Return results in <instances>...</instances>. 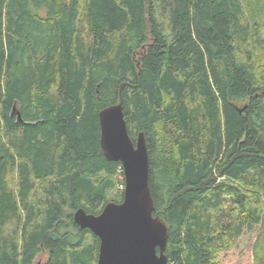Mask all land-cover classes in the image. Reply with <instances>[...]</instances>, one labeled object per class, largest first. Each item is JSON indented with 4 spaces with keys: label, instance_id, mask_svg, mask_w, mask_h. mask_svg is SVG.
<instances>
[{
    "label": "trees",
    "instance_id": "obj_1",
    "mask_svg": "<svg viewBox=\"0 0 264 264\" xmlns=\"http://www.w3.org/2000/svg\"><path fill=\"white\" fill-rule=\"evenodd\" d=\"M117 103L169 263L264 264V0H0V264H97Z\"/></svg>",
    "mask_w": 264,
    "mask_h": 264
},
{
    "label": "water",
    "instance_id": "obj_2",
    "mask_svg": "<svg viewBox=\"0 0 264 264\" xmlns=\"http://www.w3.org/2000/svg\"><path fill=\"white\" fill-rule=\"evenodd\" d=\"M13 114L22 122L19 113ZM98 123L105 159L121 165L123 197L120 203H106L98 215L78 209L73 215L75 225L98 238L97 264H170L164 253L169 228L160 216L154 215L143 133L132 142L121 103L101 109Z\"/></svg>",
    "mask_w": 264,
    "mask_h": 264
},
{
    "label": "rangeland",
    "instance_id": "obj_3",
    "mask_svg": "<svg viewBox=\"0 0 264 264\" xmlns=\"http://www.w3.org/2000/svg\"><path fill=\"white\" fill-rule=\"evenodd\" d=\"M119 176H120L119 173H117V178H116V182H117L116 188H117V190H121V185H122V181L120 180ZM249 257H250V263L251 264H256L255 261L253 262L252 251H250ZM45 260H46V254L43 253V254H41V255H39L37 257V259L35 261V264H44Z\"/></svg>",
    "mask_w": 264,
    "mask_h": 264
},
{
    "label": "built area",
    "instance_id": "obj_4",
    "mask_svg": "<svg viewBox=\"0 0 264 264\" xmlns=\"http://www.w3.org/2000/svg\"><path fill=\"white\" fill-rule=\"evenodd\" d=\"M120 171H121V170H119V175H120ZM119 178H120V180L122 181L121 189H123V187H124V184H123V177L120 175Z\"/></svg>",
    "mask_w": 264,
    "mask_h": 264
},
{
    "label": "bare ground",
    "instance_id": "obj_5",
    "mask_svg": "<svg viewBox=\"0 0 264 264\" xmlns=\"http://www.w3.org/2000/svg\"><path fill=\"white\" fill-rule=\"evenodd\" d=\"M18 109V108H17ZM12 118V117H11ZM121 172H122V168H121ZM122 177H123V172H122ZM123 184H124V177H123ZM122 190H124V187H123V189ZM123 194V193H122ZM123 196V195H122ZM122 200V199H121ZM121 202V201H120ZM75 213V212H74Z\"/></svg>",
    "mask_w": 264,
    "mask_h": 264
}]
</instances>
